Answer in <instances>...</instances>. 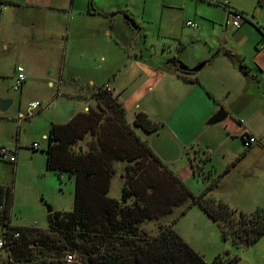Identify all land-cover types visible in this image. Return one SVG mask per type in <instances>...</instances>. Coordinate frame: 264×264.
I'll return each mask as SVG.
<instances>
[{
    "label": "rangeland",
    "instance_id": "374dc122",
    "mask_svg": "<svg viewBox=\"0 0 264 264\" xmlns=\"http://www.w3.org/2000/svg\"><path fill=\"white\" fill-rule=\"evenodd\" d=\"M233 3L240 7H231L223 3L224 10L221 9V11L228 13V11L236 10L249 19L252 17L251 20L257 25H261L260 19L264 22V15L260 12L257 1L254 3L252 0H233ZM7 6L0 5V9H4L2 13L0 12V100H10L12 103L5 112L0 111V148L14 152L17 162L14 167L10 162L0 158V185L11 189L10 224L45 230L48 220L47 204L53 211L70 212L73 208L75 188L72 177L65 173L58 175L46 168L47 137H43V134H48L52 118L64 122L62 121L64 112L71 108L66 104L69 101L68 98L63 94L57 96V92L63 93L68 88L90 91L104 84L113 86L117 75L108 69H103L100 73L93 69L88 70L91 60L82 59L79 56L70 59L69 56L63 57L61 53L52 55L43 50L39 51L40 55L30 54L29 51L38 53L37 50H33L34 48L53 46V43L51 39L43 36L39 29L36 39L38 42H43V46L36 44L30 48L29 45H25L21 40L22 34L17 25L18 21L15 22L14 17L5 15ZM242 25L247 24L242 23ZM50 29L42 28L49 31ZM60 32L58 29L57 34L60 35ZM6 44H9L7 49L4 48ZM110 45L108 52L111 55L117 50L113 41ZM101 57L97 64L103 66L104 59ZM151 61L155 63L157 60ZM19 65L28 69L25 73L27 80L19 91H15L13 89L15 68ZM118 77L117 82L127 80L129 84L127 90L122 93L113 91L119 99L120 93L126 97L127 94L129 96L138 90L140 92V97L136 100L139 107L131 106L127 110V121H132L134 113L142 111L153 122H160L162 127L157 132L146 137L140 133L142 140L146 139L157 155L159 153L157 147L169 148L166 153L160 151L158 155L163 165L177 175L193 195L200 194L209 183L228 168L227 156H224L228 152V147L217 154L210 151L212 153H208L207 156V149L202 145L200 138L202 131L213 129L217 124L200 126L201 112H205L207 107L190 101L165 102L167 93L162 86L155 83L140 86L138 76L125 72ZM159 96H161L160 100ZM32 101H38L45 107L35 112L30 118L17 121L20 114L27 113L28 104ZM257 136V141L264 146V134ZM34 142L38 143L39 147L31 151ZM76 147L85 150L86 141L79 142ZM238 147H243L241 138H239ZM248 167L254 169L253 163L245 160L242 167L231 169L209 195L217 201L225 202L238 212L247 213L257 208L264 209V169L260 167L262 168L260 171L254 172ZM144 174L147 178L154 176L153 173L145 171ZM144 174L140 175L136 182H131L125 177L123 164H117L111 180L109 198L118 200L123 186L144 188L146 181ZM149 183L150 180H147V185ZM162 183L165 185L163 181ZM167 185L165 188L169 199L179 200L177 191ZM148 197L156 201L155 197L151 195ZM183 210L184 206L175 207L164 218L141 224L140 230L154 236L157 234L158 226L166 227L167 224H171V229L208 264H214L217 256L220 257L217 264H264V235L252 245H238L231 239L224 240L217 224L197 205L188 207L182 212ZM1 235L0 227V239ZM5 261H7V255L4 250H1L0 264Z\"/></svg>",
    "mask_w": 264,
    "mask_h": 264
},
{
    "label": "crops",
    "instance_id": "0c3cea01",
    "mask_svg": "<svg viewBox=\"0 0 264 264\" xmlns=\"http://www.w3.org/2000/svg\"><path fill=\"white\" fill-rule=\"evenodd\" d=\"M0 1L8 5L5 15L18 21L25 45L30 48L36 44L43 46V42L36 39L39 29L43 36L51 39L53 46L34 48L38 53L29 51L30 54L40 55L39 51L43 50L52 55L61 53L65 58L79 56L91 60L90 67L86 66L88 70L100 73L108 69L117 75L113 86L102 85L112 91L122 93L127 90V80L117 82L124 72L138 76L140 86L155 83L167 93L165 102L190 101L206 106L205 112H201V127L208 126L210 117L224 109L226 119L200 134L207 156L212 153L210 151L217 154L228 147L224 155L227 156L228 172L222 179L231 169L242 167L245 160L253 163L254 169L248 168L254 172L264 169V146L259 141L248 149L243 143L242 148L238 147L239 138L243 141L246 134L255 138L264 134V22L259 20L261 30L252 23L242 25L239 30L228 26L229 11L223 13L221 9L224 10L223 3L240 7L233 0H92L91 6L88 0ZM252 1L259 3V10L264 15V4L259 0ZM3 11L0 9L1 13ZM126 16L134 21L136 29L131 27ZM187 21L194 22L196 28L187 27ZM45 27L51 28L50 31L42 30ZM112 41L117 52L110 55L108 48ZM100 57L104 59L103 66L97 64ZM148 59L157 61L153 63ZM170 59L190 69L202 63L204 67L196 73L180 74V70L168 62ZM92 91L76 88L65 89L63 93L58 91L57 96L65 95L69 100L66 104L71 108L64 112V122L52 118L50 123H67L76 113L93 106L94 101L89 96ZM121 93L119 100L127 116L131 106L139 107L136 100L140 92L126 97ZM167 149L157 147V152L166 153ZM16 162L11 164L15 167Z\"/></svg>",
    "mask_w": 264,
    "mask_h": 264
},
{
    "label": "trees",
    "instance_id": "16d2710c",
    "mask_svg": "<svg viewBox=\"0 0 264 264\" xmlns=\"http://www.w3.org/2000/svg\"><path fill=\"white\" fill-rule=\"evenodd\" d=\"M88 4L91 6L92 0ZM244 22L261 30L252 20ZM89 96L95 106L76 113L65 124L52 123L47 134V170L74 179L72 210L48 214L45 230L13 226L9 214L11 189L0 185L2 250L7 255L3 264H208L171 229V224L158 226L154 236L141 232V224L160 220L178 206H184V212L197 205L217 224L221 237L235 244L249 246L264 235L263 208L238 212L209 195L228 168L200 194L193 195L140 136L157 132L162 127L160 122L139 111L128 123L119 96L107 86L94 89ZM84 141L85 150L76 147ZM117 164H123L125 177L131 182L144 171L154 176L147 178L144 174V188L123 186L118 200L109 198ZM166 184L177 191L179 200L169 199ZM67 254L73 255L72 262H66ZM219 260L217 256L214 264Z\"/></svg>",
    "mask_w": 264,
    "mask_h": 264
},
{
    "label": "built area",
    "instance_id": "2783aa9c",
    "mask_svg": "<svg viewBox=\"0 0 264 264\" xmlns=\"http://www.w3.org/2000/svg\"><path fill=\"white\" fill-rule=\"evenodd\" d=\"M260 3L264 4V0H259ZM244 20L250 21L251 19H249L247 16L243 15L242 13H239L237 11H233L229 12L228 14V19L226 24L228 26H230L231 28H233L234 30H239L242 23H245ZM185 25L187 27H191V28H196V25L194 22L192 21H187L185 23ZM26 79V75L24 72L23 67L21 66H17L15 68V79H14V83H13V89L15 91H19L23 85V83L25 82ZM45 107V105H43L42 103L38 102V101H32L28 104L27 107V113L26 114H20L17 121H22L26 118H30L34 115L35 112H38L40 110H42ZM87 111V109H86ZM247 136L245 137V139H243V141L245 142V146L247 145H251L253 143L256 142V139L249 135L246 134ZM39 147L38 143H34L33 144V148L37 149ZM0 158L2 160L8 161L12 164H15L16 162V156L14 152H10L9 150H7L6 148H0ZM5 245V241L3 239H0V251L3 249ZM65 260L66 262H72L73 261V255L72 254H67L65 256Z\"/></svg>",
    "mask_w": 264,
    "mask_h": 264
},
{
    "label": "water",
    "instance_id": "95a60500",
    "mask_svg": "<svg viewBox=\"0 0 264 264\" xmlns=\"http://www.w3.org/2000/svg\"><path fill=\"white\" fill-rule=\"evenodd\" d=\"M128 22L131 25V27H133L134 29L137 28L136 25L134 24V21L129 19ZM168 62L170 64H172L173 66L177 67L178 70H180L183 73L184 72L196 73L204 67V63L198 65L197 67L190 69V68L186 67L185 65L178 63V61H176L175 59H170ZM11 103L12 102L10 100H0V111L5 112L9 108ZM226 117H227L226 111L224 109H220L212 117H210V119H209V121H207L206 125L212 126V125H215L216 123L219 124V123L223 122L226 119ZM46 211H47V215H48V214H51L53 212V209L50 205L47 204Z\"/></svg>",
    "mask_w": 264,
    "mask_h": 264
}]
</instances>
